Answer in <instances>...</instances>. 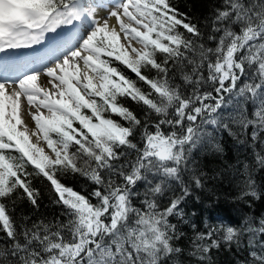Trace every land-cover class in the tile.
<instances>
[{"label": "snow or ice", "instance_id": "6c2138e0", "mask_svg": "<svg viewBox=\"0 0 264 264\" xmlns=\"http://www.w3.org/2000/svg\"><path fill=\"white\" fill-rule=\"evenodd\" d=\"M222 134L264 168V0H221L203 26L171 0H0V264H203L222 246L264 264V216L205 223L182 246L197 193L233 170L261 198L248 164L206 163ZM34 176L65 219L18 227L9 202L39 208Z\"/></svg>", "mask_w": 264, "mask_h": 264}, {"label": "trees", "instance_id": "16d2710c", "mask_svg": "<svg viewBox=\"0 0 264 264\" xmlns=\"http://www.w3.org/2000/svg\"><path fill=\"white\" fill-rule=\"evenodd\" d=\"M171 2L181 12L187 13L192 22L203 26L211 16L213 8L219 6L221 0H171ZM120 67L123 69V66ZM126 74L135 79L134 74L127 71ZM149 74L151 75L152 73ZM141 86L146 87L142 82ZM128 106L142 115V106L132 102H128ZM249 131L251 130L249 129ZM221 143L225 148L223 159L208 157L206 158L208 166L217 168L225 167L226 165H235L236 168L242 170V164H248L250 168L254 169L252 176L256 181V190L261 195V198L252 200L249 197H241L242 186L240 180L243 177L237 179L234 170L231 175L226 176L221 181L214 182L209 187L208 193H197L200 196V200L199 207L196 210V216L192 217L188 224L179 225L185 233L182 246L186 252L194 250L192 241L196 238L197 229L205 231V223H218L220 220H223L227 224L229 221L238 220L246 214L254 217L264 216V168H260L255 164L251 149H242L227 134H222ZM62 179L78 191L86 193L92 188L91 184L79 176L68 175ZM32 181L33 186L40 192L39 208H33L26 199H18L15 202L13 210V206L9 202L10 214L17 226L19 227L25 223V217L31 218L27 221L29 226L33 221L40 219L46 221H54L57 217L61 220L65 219L61 215L63 209L54 203L55 193L52 191L48 182L42 177L36 176L32 178ZM209 195H211V199L208 198ZM195 203L194 201H189L187 210H193ZM192 223L196 224V228L192 227ZM0 241H4L3 233H0ZM204 243H207V241H204ZM242 247L227 248L222 246L220 249L213 248L207 254L203 264H245L247 254L242 250ZM199 260V255L189 256L187 258V264H198Z\"/></svg>", "mask_w": 264, "mask_h": 264}, {"label": "rangeland", "instance_id": "374dc122", "mask_svg": "<svg viewBox=\"0 0 264 264\" xmlns=\"http://www.w3.org/2000/svg\"><path fill=\"white\" fill-rule=\"evenodd\" d=\"M88 2L89 3H97V2H102V3H104V4H110V3H112V2H114V0H88ZM104 10V12H106L107 11V9L105 8V9H103ZM104 14V13H103ZM102 15V14H101ZM87 27V25H83L82 26V30L84 31V29ZM67 29H65V31H66ZM82 34H83V32H82ZM54 34H49V36L52 38V36H53ZM137 46H139V45H137ZM36 47V46H35ZM46 47H48V45H46L45 46V48ZM35 49V48H34ZM34 49H26V50H23V52L24 53H27V54H29V55H32V54H36V53H44L45 51H43V52H37L38 50H34ZM9 54H11V55H17L18 53H9ZM25 119H26V122L28 123V126H29V128L30 129H34L35 128V124H34V122L29 118V117H25Z\"/></svg>", "mask_w": 264, "mask_h": 264}, {"label": "bare ground", "instance_id": "6f19581e", "mask_svg": "<svg viewBox=\"0 0 264 264\" xmlns=\"http://www.w3.org/2000/svg\"><path fill=\"white\" fill-rule=\"evenodd\" d=\"M103 13H104V10H103V9H101V10H100V12H99V14H100V15H101V14L103 15ZM49 37H50V36H49ZM46 45H48V46L50 45V46H51V45H52V43H51V42H49V40H46V41L44 42V44H43V45H39V47H38V48H40V47H43V48H45V46H46Z\"/></svg>", "mask_w": 264, "mask_h": 264}]
</instances>
